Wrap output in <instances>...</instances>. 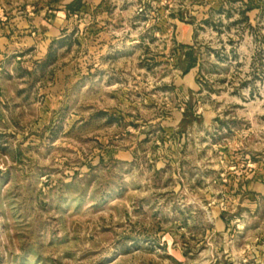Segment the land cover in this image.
<instances>
[{"label": "rangeland", "instance_id": "1", "mask_svg": "<svg viewBox=\"0 0 264 264\" xmlns=\"http://www.w3.org/2000/svg\"><path fill=\"white\" fill-rule=\"evenodd\" d=\"M67 2L0 0V264H264V0Z\"/></svg>", "mask_w": 264, "mask_h": 264}, {"label": "trees", "instance_id": "2", "mask_svg": "<svg viewBox=\"0 0 264 264\" xmlns=\"http://www.w3.org/2000/svg\"><path fill=\"white\" fill-rule=\"evenodd\" d=\"M81 5H83L82 0H72L69 3L66 4V8L70 12H77L79 8H82ZM182 46H186V44H181ZM186 59H185V67L182 69V74H185L189 72L191 68H193L196 65V58L193 56V51L191 48L185 52ZM182 118H181V123H189L192 122L194 118H196L193 110H191V104L189 103L187 107L184 109L182 112Z\"/></svg>", "mask_w": 264, "mask_h": 264}, {"label": "crops", "instance_id": "3", "mask_svg": "<svg viewBox=\"0 0 264 264\" xmlns=\"http://www.w3.org/2000/svg\"><path fill=\"white\" fill-rule=\"evenodd\" d=\"M70 1L71 0H68L67 3H69ZM109 1H111V0H82V2H83L82 7L84 8L86 6L88 8L95 9V8L102 7L105 3L109 2ZM58 25L59 24H57L54 21L47 23V22H44L42 19H39V21L37 22L35 27L38 28L37 30H43V28L45 30H47V29H55L58 27Z\"/></svg>", "mask_w": 264, "mask_h": 264}, {"label": "water", "instance_id": "4", "mask_svg": "<svg viewBox=\"0 0 264 264\" xmlns=\"http://www.w3.org/2000/svg\"><path fill=\"white\" fill-rule=\"evenodd\" d=\"M228 264H233V263L230 262V263H228Z\"/></svg>", "mask_w": 264, "mask_h": 264}]
</instances>
